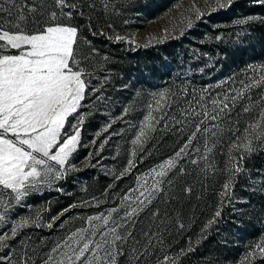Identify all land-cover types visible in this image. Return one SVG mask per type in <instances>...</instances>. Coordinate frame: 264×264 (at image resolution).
Instances as JSON below:
<instances>
[{
    "label": "trees",
    "instance_id": "1",
    "mask_svg": "<svg viewBox=\"0 0 264 264\" xmlns=\"http://www.w3.org/2000/svg\"><path fill=\"white\" fill-rule=\"evenodd\" d=\"M174 1L158 0L155 4L166 6ZM119 4L124 5V0ZM147 16L153 17V14L148 12ZM108 18L115 28L121 24L120 16L113 17L99 9L89 17L80 15L75 23L88 45L105 50L99 51L104 53V61L113 66L116 75L125 71L124 65L127 64L128 69L134 68L138 72V80L143 85L160 88L164 92L158 108L159 116L152 121L153 133L148 135L139 155L141 158L135 159L130 173L175 154L195 131V125L205 120L203 112L213 113V101H223L226 95L230 98L227 101L230 109L215 121H205L209 132L198 134L187 149L189 154H182L172 168L186 175L178 174L183 178L177 179V191L170 193L176 195H170V201L165 203L167 209L178 212V218L164 241L168 245L177 241L170 249V252H177L171 262L206 264L202 255L209 250L211 236L226 235L236 228L235 247L254 250L256 245L264 243V137L253 141L251 152L233 148L232 144L237 136H243V130L258 117L264 106V84L252 88L234 104L231 97L245 84L264 75V3L260 0H227L212 10L204 11L199 18L193 19L190 26L175 35L129 46H125L124 41L115 42L107 33L104 35L100 31L98 27L107 23ZM136 98L134 96L132 101ZM245 108L249 111L245 112ZM225 149H228V160L232 166L228 174L225 172L222 176L225 163L212 159H219V154ZM188 164L192 165V171H189ZM237 167L240 169L238 172L235 171ZM102 174L99 170L96 174L99 179L89 178L88 182L95 183V180L97 184L105 177ZM223 177L228 180L229 190L226 193L224 190L216 211H213L217 199L215 183H220ZM185 183L190 184L191 194L184 193ZM202 185L208 186L209 191L211 188L213 193H207L208 189L205 191ZM52 195L47 203L51 213L62 212L71 203L64 192ZM70 210L72 208L66 209L60 216ZM217 211L219 216L215 215ZM209 214L212 215L211 223L199 232L198 227ZM188 219L191 220L188 222ZM167 220L168 224L172 222ZM194 237L200 239L188 245L187 239ZM148 260L140 257L138 264ZM3 262L0 259V264ZM243 264H264V253L254 251V255Z\"/></svg>",
    "mask_w": 264,
    "mask_h": 264
},
{
    "label": "rangeland",
    "instance_id": "2",
    "mask_svg": "<svg viewBox=\"0 0 264 264\" xmlns=\"http://www.w3.org/2000/svg\"><path fill=\"white\" fill-rule=\"evenodd\" d=\"M225 1L227 0H176L164 6L155 4L158 0H124V5L119 4L121 0H65L64 6H59L56 0H26L27 5L37 8L34 13L25 8L28 31L38 30L52 23L77 28L74 59L76 65L85 72L83 78L86 89L80 108L77 113L68 118L65 125V131L70 132V125L79 124L80 138L76 150L67 160L65 167L60 170L62 175L58 179L50 176L47 182L29 188L19 202L14 198L5 197L11 200L10 206L0 203V212L4 215L3 221H0V259L4 261L2 264H43L50 249L57 242H62L71 232L88 226L86 223L88 217L107 213L113 207L120 208V215H123L128 202H124L122 198L128 194L129 189L139 186L138 178L141 181L146 178L151 184L152 176L148 175L150 171L154 168L159 171V165L175 157L172 152L173 154L163 157L150 167L136 169L134 173H130L133 172L135 159L141 158L139 155L147 138H142L138 145H134L133 140L136 139L150 113L153 117L152 121L157 120L161 94L164 92L160 88L143 85L138 80V72L133 70L134 68L128 69L127 64L124 65L125 71L116 75L113 66L104 61V53L99 51L103 49H94L85 41L79 32L81 29L75 23L77 17L80 15L89 17L90 13L97 9L113 17L120 16L122 20L117 28L111 26V18L98 28L115 42L124 41L125 46H129L146 44L153 39L177 34L189 25V20L192 23L197 17L192 8L193 4L203 13L224 4ZM23 3L25 0H16L17 7ZM53 12L56 13L55 20L51 19L50 14ZM148 12H151L153 17H148ZM88 30L90 31V28ZM117 37L125 39L120 40ZM134 96L137 98L132 101ZM152 133V130L147 131L146 137L151 136ZM239 136L240 140L237 143H244V137ZM200 141L203 142L202 139ZM134 151L135 156L132 155ZM219 156H221L219 159L216 157L212 161L221 160L225 163L222 171L224 176V173L228 174L232 166L228 160V149L221 152ZM130 160L133 161L134 166L129 169ZM191 166L188 164L189 171H192ZM99 170L105 177L97 181V184L95 180V183H89L88 179H95ZM170 174L173 176H168ZM178 174L184 177L186 175L172 168L167 171V175L163 177V191L135 218L138 221L134 231L135 240L125 246L129 255L121 257L119 264H136L131 253L133 247L138 250L136 255L149 258L144 264H150L151 261V264L155 262L163 264L165 255L170 261L177 255V252H170L177 241L170 245L165 244L164 241L174 220L178 218L177 211L172 212L165 207V203L171 199L170 195L172 197L176 195L170 193L177 191V179L183 178ZM123 175L126 176L117 181ZM215 184L217 199L213 211H216L228 180L223 177L220 183ZM184 186V193L191 194L193 190L190 184L185 183ZM202 187L208 189H205L207 193H213L211 188L209 191L208 186L202 185ZM54 192H64L71 201L62 212L66 209L72 208V210L61 216V211L49 212L47 203ZM177 196L181 195L177 194ZM153 212H158V216H153ZM184 216L189 217V215ZM211 216L209 214L203 220L197 229L199 232L209 225ZM167 218L172 221L170 224ZM25 219L29 222L19 228L13 236L12 228ZM190 220L188 219V222ZM178 223H180L179 220ZM237 230V228L230 230L226 235L211 236L208 240L209 250L202 255L204 263L243 264L247 260L245 259L247 254L254 252L255 249L235 247ZM144 232L153 233L150 237L151 246L147 244L148 238L143 235ZM199 239L198 237L187 239V243L189 245Z\"/></svg>",
    "mask_w": 264,
    "mask_h": 264
},
{
    "label": "snow or ice",
    "instance_id": "3",
    "mask_svg": "<svg viewBox=\"0 0 264 264\" xmlns=\"http://www.w3.org/2000/svg\"><path fill=\"white\" fill-rule=\"evenodd\" d=\"M260 2L264 3V0ZM56 3L64 6L65 0H56ZM25 8L29 12L37 11L35 6L27 5L26 0L19 7L16 0H0V203L7 206H10L11 200L5 197L19 202L29 188L47 182L50 176L58 179L62 175L60 170L76 150L80 138L79 124L70 125V132L65 131V125L80 108L86 89L85 72L74 59L77 28L52 23L28 31ZM192 8L197 18L203 15L195 4ZM50 15L52 20L56 19L55 12ZM188 23L190 26L191 20ZM261 84H264V75L238 90L231 97L232 103L238 98L243 99L246 92ZM229 99L226 95L223 101H213V113L203 112L205 120L195 125V131L175 157L159 165V171L155 168L150 171L151 184L146 178L143 181L138 178L139 186L129 189L122 198L128 202L123 215H120V208L113 207L107 213L88 217V226L71 232L62 242H57L43 264H118L120 257H127L129 251L125 246L135 240L134 231L138 222L135 218L163 191V177L175 167L176 159H180L182 154H189L187 149L193 139L200 133L209 132L205 121H215L221 113L230 109ZM152 119L150 113L133 140L134 145L147 138V131L154 130ZM243 137L246 143L238 144L240 136H237L232 147L243 148L246 152L253 150L254 140L264 137V106L258 117L243 130ZM135 154L134 151L132 155ZM192 162L196 163L195 160ZM133 166L130 160L129 169ZM235 171L240 169L237 167ZM224 188L226 193L229 184H225ZM158 214L152 213L153 216ZM215 215L219 216L220 212ZM3 219L4 215L0 212V221ZM28 222L25 219L16 224L12 235L15 236L17 230ZM143 235L151 246L153 233L144 232ZM137 251L135 247L131 249L138 264L140 256L136 255ZM254 251L264 253V243L256 245ZM253 255L254 252H249L245 259ZM163 264L174 262L165 255Z\"/></svg>",
    "mask_w": 264,
    "mask_h": 264
}]
</instances>
